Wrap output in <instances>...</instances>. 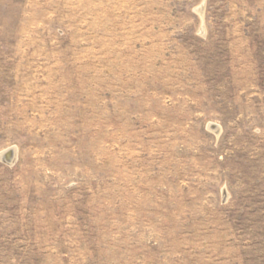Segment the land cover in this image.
<instances>
[{"label": "rangeland", "instance_id": "1", "mask_svg": "<svg viewBox=\"0 0 264 264\" xmlns=\"http://www.w3.org/2000/svg\"><path fill=\"white\" fill-rule=\"evenodd\" d=\"M7 149L0 264H264V0H0Z\"/></svg>", "mask_w": 264, "mask_h": 264}, {"label": "bare ground", "instance_id": "2", "mask_svg": "<svg viewBox=\"0 0 264 264\" xmlns=\"http://www.w3.org/2000/svg\"><path fill=\"white\" fill-rule=\"evenodd\" d=\"M203 6V4L201 5V7ZM5 160L8 161H12L15 158V151L11 150V149H7L1 152L0 154ZM8 163V162H7Z\"/></svg>", "mask_w": 264, "mask_h": 264}]
</instances>
